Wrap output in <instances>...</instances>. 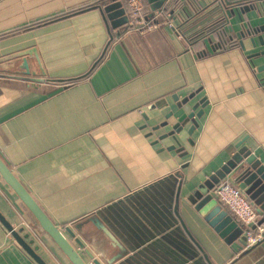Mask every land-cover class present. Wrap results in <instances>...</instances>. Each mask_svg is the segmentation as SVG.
Here are the masks:
<instances>
[{
  "label": "crops",
  "instance_id": "0c3cea01",
  "mask_svg": "<svg viewBox=\"0 0 264 264\" xmlns=\"http://www.w3.org/2000/svg\"><path fill=\"white\" fill-rule=\"evenodd\" d=\"M104 1L0 0V157L88 264L94 259L108 264L125 249L98 213L109 204L142 191L141 199L151 202H140L138 209L153 217L149 208L161 210L155 199L164 205L159 194L166 197L171 187L166 177L176 178L173 187L182 182L179 195L185 199L237 152L240 142L264 165V46L251 44L252 37L264 38L258 29L264 25V0L244 1L240 15L231 16L225 6L224 12L219 9L218 0L173 1L170 8L183 5L190 16L181 34L166 26L170 19L164 9L152 11L146 0L147 14L158 27L142 33L108 26L98 8ZM249 3L255 5L244 7ZM214 27L238 46L219 44ZM205 28L190 41L193 32ZM28 48H35L44 74L33 55L26 57L29 70L42 82L21 79L20 59H2ZM185 97L196 110L202 108L200 99L206 104L197 125L188 132L187 122L173 138L168 132ZM220 180L242 189L233 173ZM155 182L158 186L150 188ZM179 204L210 264L260 260L256 248L248 260H238L251 247L236 240L227 244L192 205ZM0 213L15 229L23 228L20 234H28L26 240H33L47 264H70L1 177ZM104 217L121 234L138 225L121 205ZM156 248L152 253L163 259L165 251ZM147 257L137 260L152 264L153 256ZM0 264H37L1 223Z\"/></svg>",
  "mask_w": 264,
  "mask_h": 264
},
{
  "label": "water",
  "instance_id": "95a60500",
  "mask_svg": "<svg viewBox=\"0 0 264 264\" xmlns=\"http://www.w3.org/2000/svg\"><path fill=\"white\" fill-rule=\"evenodd\" d=\"M146 1L148 2L150 9L154 11L157 9L160 10L167 0ZM218 1L220 5L225 6L226 14L231 16L232 14L240 15V9H238L240 7L238 5L247 0ZM245 5L246 6L244 7L249 9L255 4L249 3ZM261 5L264 10V4ZM98 8L108 26L110 25L111 27L116 28L125 25L127 22L125 9L119 0L104 1L101 5H98ZM258 29L264 32V25H260ZM242 36H244L243 32L238 34L240 47L244 49V44L241 39ZM251 44L253 46H256L257 44L264 46V38L261 35L256 39L252 37ZM259 53L260 52L252 54L249 57L258 56ZM262 53L264 56V50ZM31 55L35 57L39 64L41 75L44 74L35 48L18 51L9 54L2 59H20L18 67L24 75L21 76V79L42 82L43 79L41 77H35V72L29 70L26 57ZM260 67L262 68L263 65ZM29 75H33L34 77H29ZM188 100L189 97H185L177 104V106L181 109V113L177 116L176 122L171 126V130L168 132V134L172 135L173 138H175L174 132L183 128L187 122L191 123L188 128V132L192 130L197 125L196 119H199L203 114V107L206 104V98L199 100L198 103L202 106V108H199L198 110H196V104L191 106L188 103ZM241 144L242 142L236 144L238 147L237 152L231 154L229 159L223 163V165L214 174L209 176L210 178L207 182L198 185L195 190L187 195L185 199H181L179 195L182 182L178 181L177 186L173 187V182L177 181L176 178L173 175H169V178L166 177L165 180L171 184L168 191L169 195L167 194L166 197H161L159 194V198L164 205H162L159 199H155L156 202L161 205V210L157 207V212H154V210L149 208L153 217L150 215L151 213H147L145 209L143 210V213L138 209L140 202L145 205H147V201L151 202L149 199H141L140 195L143 194L142 191L129 194L122 200L120 199L100 210L98 212L100 216L104 218L108 226L116 232L125 246V249H121L122 251L112 257L108 264H135V262L140 264L141 261H138L137 258L141 256L140 260H143V257L148 258V254L153 256L155 260H159L161 264H210L207 255L199 243L194 239L188 226L186 225L184 215L180 212L179 203L182 201L188 206L192 205L193 209L214 229L224 242L231 245V243L236 240L238 243L244 244L245 237L243 235L241 225L238 224L230 213L222 209L220 205L216 203L213 196L208 191L215 183H218L220 179H223L226 175L233 173L235 175V181L238 185H241L243 193L256 207L257 211H264V165L261 164L260 160L251 154L246 146H240ZM0 177L29 211L40 229L45 232L56 244L70 264H88L66 237L64 231L51 221V219L42 210L39 204L34 200L28 190L1 157ZM154 186H158V182H155L149 187L153 188ZM146 190L148 191V188H146ZM135 198L139 199L136 200V206L132 205L130 202L131 199L134 200ZM125 203H128V206L125 205ZM118 205L124 207L136 220L138 225H134L135 230H131L127 226L128 231L124 230L123 234H121L104 217L105 214L110 216V211H113V208ZM129 205L132 207L129 208ZM170 206H172L171 210ZM262 221L263 218H261L258 223ZM0 223L37 264H47L37 254L36 251L38 246H31L33 240H26L28 234H20L23 228L15 229L1 213ZM65 231L70 236H74V232H72L70 227H66ZM75 242L80 247L83 246V243L79 238H75ZM156 247L162 248L165 251L163 259H160L159 257V259H157L152 253V250L157 249ZM254 248L256 249L253 251V254H259L261 256L260 260L258 262L255 261L256 263H254L264 264V238L253 247L247 249L245 252H242L237 259L239 260V258H243V261L246 259L248 260L249 258L247 256ZM128 252H132V254L130 253L129 256L123 258ZM89 256L92 257L91 254H89ZM153 258H150L151 263L158 264L153 261ZM93 263L102 264L97 259H94Z\"/></svg>",
  "mask_w": 264,
  "mask_h": 264
},
{
  "label": "built area",
  "instance_id": "2783aa9c",
  "mask_svg": "<svg viewBox=\"0 0 264 264\" xmlns=\"http://www.w3.org/2000/svg\"><path fill=\"white\" fill-rule=\"evenodd\" d=\"M176 0H167V5ZM127 9L130 16L126 22V26H131L139 32L150 31L160 25L157 20H152L144 7L142 0H126ZM166 16L170 19L166 22V26L170 29L175 28V22L171 19L169 12ZM177 31V30H176ZM214 197L223 204L230 214L243 226V235L245 237L243 247L249 248L259 243L264 238V218L263 221L258 223L261 219L259 212L247 196L243 193L242 189L235 184L222 181L213 190Z\"/></svg>",
  "mask_w": 264,
  "mask_h": 264
},
{
  "label": "trees",
  "instance_id": "16d2710c",
  "mask_svg": "<svg viewBox=\"0 0 264 264\" xmlns=\"http://www.w3.org/2000/svg\"><path fill=\"white\" fill-rule=\"evenodd\" d=\"M120 2H121V4H122V6L124 7V9H125V13H126V15H127V20H128V16H130V13H129V10L127 9V4H126V0H119ZM144 3V2H143ZM145 4V3H144ZM263 4V3H262ZM216 5L217 6H220V10H222V12H224L223 11V8H222V6L218 3L217 4V2H216ZM170 4L169 5H166L165 3H164V5L162 6V9H164L163 11L164 12H169V14H170V16L172 17L173 15L174 16H176V17H173L174 18V22H175V28H176V30H177V32L179 33V34H181L180 32V30L182 29V25L184 24V23H186V22H188L189 21V13L187 12V8L185 7V6H181L180 7V9L178 10H175V8H170ZM87 7H89L88 5L87 6H82L81 8H78V9H73V10H71V11H69L67 14H69V13H73V12H75V11H78L79 9H84V8H87ZM175 10V11H174ZM146 12H147V10H146ZM66 15V14H65ZM182 16V17H181ZM58 17H60V16H58ZM150 17V16H149ZM125 25H126V23H125ZM215 29L212 31L213 32V34H215L216 35V37H217V39H218V42H219V44H221V45H223V47H225V45H227V44H229L230 46H238V43H236V41H235V39L233 38V37H231V38H229L228 36H226L225 34H224V32H223V29L221 30V29H218L217 27H214ZM207 29L208 28H205V30L203 31V29H202V31H197V32H193V35H192V37L193 38H190V41L191 40H196V39H198V37L200 36V35H203V33L205 32V31H207ZM125 30L128 32V31H131V30H135V29H133V27H131V26H126L125 27ZM209 30H210V28H209ZM137 31V30H136ZM211 32V33H212ZM222 33V34H221ZM101 60V59H100ZM99 60V61H100ZM99 61L95 64V66L91 69V71L88 73V74H90L96 67H97V64L99 63ZM59 82V81H58ZM60 82H63V81H60ZM59 82V83H60ZM70 81H67V83H69ZM223 180V179H222ZM225 181H228V182H231V181H229V180H225ZM220 182H222L221 180L220 181H218V183H215L214 185H213V187L210 189L211 191H213V190H215V188H216V186L218 185V184H220ZM232 183V182H231ZM215 198V197H214ZM216 199V198H215ZM217 200V199H216ZM218 201V200H217ZM234 218V217H233ZM235 219V218H234ZM238 224H240L239 222H238ZM241 225V224H240ZM241 227H242V229H243V226L241 225Z\"/></svg>",
  "mask_w": 264,
  "mask_h": 264
},
{
  "label": "rangeland",
  "instance_id": "374dc122",
  "mask_svg": "<svg viewBox=\"0 0 264 264\" xmlns=\"http://www.w3.org/2000/svg\"><path fill=\"white\" fill-rule=\"evenodd\" d=\"M213 195H214V192H213ZM230 213V212H229ZM231 215V214H230ZM232 216V215H231ZM233 217V216H232Z\"/></svg>",
  "mask_w": 264,
  "mask_h": 264
}]
</instances>
